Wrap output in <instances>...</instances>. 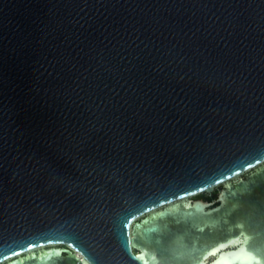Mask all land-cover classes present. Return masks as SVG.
Masks as SVG:
<instances>
[{
    "label": "water",
    "instance_id": "obj_1",
    "mask_svg": "<svg viewBox=\"0 0 264 264\" xmlns=\"http://www.w3.org/2000/svg\"><path fill=\"white\" fill-rule=\"evenodd\" d=\"M0 264H264V0H0Z\"/></svg>",
    "mask_w": 264,
    "mask_h": 264
},
{
    "label": "trees",
    "instance_id": "obj_2",
    "mask_svg": "<svg viewBox=\"0 0 264 264\" xmlns=\"http://www.w3.org/2000/svg\"><path fill=\"white\" fill-rule=\"evenodd\" d=\"M218 193V188L214 189L211 193H201L195 196V199H203L205 201H214Z\"/></svg>",
    "mask_w": 264,
    "mask_h": 264
},
{
    "label": "flooded vegetation",
    "instance_id": "obj_3",
    "mask_svg": "<svg viewBox=\"0 0 264 264\" xmlns=\"http://www.w3.org/2000/svg\"><path fill=\"white\" fill-rule=\"evenodd\" d=\"M243 178H245V175L243 176ZM133 252H134V253H136V251H135V250H133Z\"/></svg>",
    "mask_w": 264,
    "mask_h": 264
},
{
    "label": "rangeland",
    "instance_id": "obj_4",
    "mask_svg": "<svg viewBox=\"0 0 264 264\" xmlns=\"http://www.w3.org/2000/svg\"><path fill=\"white\" fill-rule=\"evenodd\" d=\"M193 199V198H192Z\"/></svg>",
    "mask_w": 264,
    "mask_h": 264
}]
</instances>
